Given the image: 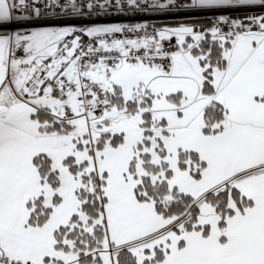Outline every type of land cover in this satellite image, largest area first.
Returning a JSON list of instances; mask_svg holds the SVG:
<instances>
[{
    "label": "snow or ice",
    "instance_id": "obj_1",
    "mask_svg": "<svg viewBox=\"0 0 264 264\" xmlns=\"http://www.w3.org/2000/svg\"><path fill=\"white\" fill-rule=\"evenodd\" d=\"M0 264H264V0H0Z\"/></svg>",
    "mask_w": 264,
    "mask_h": 264
},
{
    "label": "built area",
    "instance_id": "obj_2",
    "mask_svg": "<svg viewBox=\"0 0 264 264\" xmlns=\"http://www.w3.org/2000/svg\"><path fill=\"white\" fill-rule=\"evenodd\" d=\"M159 17H154V16H143V17H141V19H158ZM161 18V17H160ZM118 19H120V20H124V18L123 17H120V18H118Z\"/></svg>",
    "mask_w": 264,
    "mask_h": 264
},
{
    "label": "crops",
    "instance_id": "obj_3",
    "mask_svg": "<svg viewBox=\"0 0 264 264\" xmlns=\"http://www.w3.org/2000/svg\"><path fill=\"white\" fill-rule=\"evenodd\" d=\"M159 19H162V17L161 18L159 17L157 20H159Z\"/></svg>",
    "mask_w": 264,
    "mask_h": 264
}]
</instances>
